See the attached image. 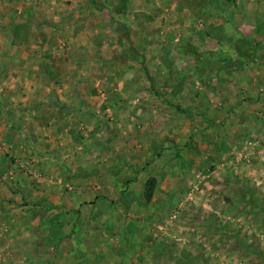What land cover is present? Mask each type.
<instances>
[{
    "label": "rangeland",
    "instance_id": "1",
    "mask_svg": "<svg viewBox=\"0 0 264 264\" xmlns=\"http://www.w3.org/2000/svg\"><path fill=\"white\" fill-rule=\"evenodd\" d=\"M104 1L0 2V264H264V0Z\"/></svg>",
    "mask_w": 264,
    "mask_h": 264
},
{
    "label": "crops",
    "instance_id": "2",
    "mask_svg": "<svg viewBox=\"0 0 264 264\" xmlns=\"http://www.w3.org/2000/svg\"><path fill=\"white\" fill-rule=\"evenodd\" d=\"M3 1L5 2V0H3ZM3 1L0 0L1 3H2ZM30 101H31V100H30ZM32 101L35 102V100H33V99H32ZM37 101H38V102H36V103H40L41 105H42V103H43L44 106H45L46 103H45L44 101H47V100L41 98L40 100H37ZM50 102H51V103H54V105H53L54 108H52L53 111H56V110L62 111V108L60 107L59 104H60V103H61V105H63V104H62V102H61L60 100L57 101V103H55L54 100H50ZM36 105H38V104H36ZM30 109H32V110L30 111ZM30 109H28V108L26 109V114H30V115H32V116H35V115H37V113H39L38 110H37V111L34 110V107H33V106H31ZM50 110H51V108H50ZM63 110H64V109H63ZM64 111H65V110H64ZM26 114H25V115H26ZM32 116H31V117H32ZM53 128H54V127H51V130H49V128H48V133H49V131H50V134H51V135H49L48 140H50V139H53V140H54V139H55V138H54V135H53V133H52ZM42 129H43V127H42ZM44 129H45V128H44ZM31 131L34 132L33 129H32Z\"/></svg>",
    "mask_w": 264,
    "mask_h": 264
},
{
    "label": "trees",
    "instance_id": "3",
    "mask_svg": "<svg viewBox=\"0 0 264 264\" xmlns=\"http://www.w3.org/2000/svg\"><path fill=\"white\" fill-rule=\"evenodd\" d=\"M102 1H104V0H102ZM105 2V1H104Z\"/></svg>",
    "mask_w": 264,
    "mask_h": 264
}]
</instances>
